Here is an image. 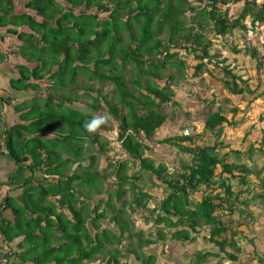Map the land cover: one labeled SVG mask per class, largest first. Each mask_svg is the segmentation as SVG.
I'll list each match as a JSON object with an SVG mask.
<instances>
[{
	"label": "trees",
	"instance_id": "obj_1",
	"mask_svg": "<svg viewBox=\"0 0 264 264\" xmlns=\"http://www.w3.org/2000/svg\"><path fill=\"white\" fill-rule=\"evenodd\" d=\"M25 1V7L34 15H15L8 22L26 26L29 31L8 32L22 41L19 55L34 64L17 65L20 77L16 80L23 90H33V103L28 108L27 100L16 107V111L27 110L19 114L21 122L2 135L10 156L29 175L23 184L21 205L8 203L13 222L1 227L3 243L9 246L13 239L21 238L19 257L34 264H90L99 255L100 263L105 264H127L120 263L122 255L132 256L137 264H155L156 256L146 254L144 249L163 241L166 232L180 248L188 249V242L205 229V239L228 260H236L241 250L233 239L236 232L230 217L236 213L238 219L254 220L253 199L264 198V189L250 190L254 183L251 178L258 177L254 174L253 147L244 152L255 162L250 169L238 161L241 150L230 149L216 136L224 125L237 126L239 110H229L226 117L222 106L217 107L206 115L201 135H189L187 127L182 126V133L163 140L155 136L169 116L164 107L176 104L172 88L176 76L165 75L167 66L182 70L186 64L178 50L171 52L173 47L198 61L193 73L187 74L190 78L203 69L231 95L255 93L249 79L221 65L225 60H217V53L210 52L212 42L208 36L213 35L230 51L240 53L232 45L238 38L235 36L241 34L242 38L264 23V0ZM12 4L13 0H0V26H6L3 14L11 12ZM237 4L240 8L234 12ZM187 11L191 13L189 27ZM243 53L258 59L256 47L248 46ZM162 80L163 84L156 82ZM39 82H44V87ZM104 85H111V91L103 92ZM43 92L45 98L40 96ZM75 101L84 105L85 112L73 107ZM211 101L212 106L214 98ZM96 115H111L117 123L107 120L96 133H88L83 124ZM206 132L214 135L215 143L209 144L208 137L205 143L201 141ZM262 137L254 144L264 155ZM199 140L203 144H198ZM155 141L190 154L191 161L183 162L181 171L168 173L164 164H155L145 155ZM115 142L138 163L132 175L127 173V162L108 161L109 173L98 168L99 158ZM261 167L264 169V163ZM146 176H153L158 188L168 190L159 203L149 193L150 187L138 186L142 181L146 184ZM109 177L114 180L108 182ZM235 180L244 188L234 193L231 188ZM105 185L114 189H106ZM128 191L131 199L120 203ZM243 191L247 196L241 199ZM196 194L200 199L192 201L190 196ZM150 201L154 202L151 208ZM142 208L148 213L143 216L144 222L152 221L157 227L159 236L154 241L132 240L131 215ZM224 213L228 217L225 221ZM103 219H107V226ZM135 234L140 237L143 233ZM128 239L130 244L126 245L124 240ZM107 246L114 247L107 250ZM228 246L232 250L226 249ZM119 248L124 250L122 254ZM209 255L217 256L193 250L189 260L199 264Z\"/></svg>",
	"mask_w": 264,
	"mask_h": 264
},
{
	"label": "rangeland",
	"instance_id": "obj_2",
	"mask_svg": "<svg viewBox=\"0 0 264 264\" xmlns=\"http://www.w3.org/2000/svg\"><path fill=\"white\" fill-rule=\"evenodd\" d=\"M193 6L202 7L203 5L193 3ZM233 8L235 10L233 11L237 12V9L240 8V5L237 4L233 6ZM190 15V11H187L185 15L187 17V27H189L191 24L188 21ZM194 26L196 27L195 24ZM240 35L235 36L238 38L235 39V42L232 44L236 45L238 50H241V52L238 54L230 51L226 46L222 45L220 43V40L215 39L213 35L208 36V38L211 39L212 42V45L209 49L212 54L217 53V60H225L221 62V65L223 64V66H228L229 68H231L233 73L241 75L243 79H249L250 87L252 90L255 91V93H244L238 96L231 95L230 93H227V91L223 88L222 83L220 84L216 81H213V79L209 78L203 69L197 72L198 76H196L195 78H190L188 75H191V73H193L194 67L198 63V61H195L192 54L186 55L183 49L173 47L171 52L173 50H178V56L185 60L186 64L182 70H179L174 66H167V72L165 75L172 74L176 76L175 82L177 83H172L174 84L172 85V88L175 92V97L173 98V100L174 102H176V104L171 102L164 107V112L167 114V116H169L163 127H161L157 132L155 136L156 140H163L167 138L168 135H171L173 133H182L180 129L182 126L187 127V133L189 135H201L206 115L210 112L215 111L217 107L222 106L223 110L226 111L225 116L228 117L230 115L229 110L233 108H237L240 112L242 111V108L246 106L249 102L252 103V106H255L260 104V98L264 101V25L262 26V28L255 29L254 31L247 33L242 38H239ZM248 46L257 48L259 52L258 59H251L249 55H245L243 53V50H245L246 47L248 48ZM256 60H260V62H262L261 65H258L256 63ZM184 71H186L187 73L185 72L183 75ZM156 82L163 84L164 81L162 80ZM41 85L44 87V82H41ZM93 85L96 86L97 84L93 83ZM111 89V85H104V87L102 88L103 92H109L111 91ZM213 93H215L216 96H214ZM40 96L45 98L46 94L43 92L40 94ZM256 96H258V99H254L255 101L251 102V98ZM213 98L214 101L211 106L210 102H212L211 100ZM225 99H228L229 101H226ZM28 101L29 102H26V104L29 108L31 106L30 104H32L33 102H31V100ZM73 107L80 108V110L84 112L86 110L82 103L76 101L73 102ZM255 107L257 108V106ZM41 108H43V105H41ZM256 108L255 110H257ZM107 117V120L109 122L117 123V121H115L111 115H107ZM235 119L237 126L233 128L224 125V127H222L220 131H218L219 134H216L217 139L219 142L225 145H229L230 149L241 150L239 151L241 153L237 154L238 161L243 162L250 169H252L251 165L255 164V162L249 160V154H244V152L249 147H253L254 155L252 159L256 160V165L254 167L256 172L254 174H258V177L253 176L256 179L251 178L254 183H252V186H250V190L253 191L255 190V188L264 189V169L261 167L264 162V155L259 154L258 146L254 144V142H260V140L263 138L262 136H264V132L260 133L261 131H259L258 129H253V132L250 133L249 125L248 129L246 127L247 131L243 132V129L245 128L248 120V115L246 116V114L241 115L240 113H238ZM260 119L264 121V117H260ZM47 134L48 137H52L50 133ZM213 136L214 135L212 133L206 132L205 138L203 137L201 141L205 143L204 140L210 138L208 143L213 144L215 143L213 140ZM206 137L208 138L206 139ZM242 137H245V139ZM243 139L244 142H242ZM201 141L199 140L198 144H203ZM110 147H107L108 151L106 155L100 157L98 162L96 163L98 168H100L102 171H105L106 173H109L108 171L110 169L108 168V164L110 160H114V162L117 163L127 162V173L129 175H132V173L138 170V163L135 160H131V158L124 152V149L120 146L119 143L115 142L113 145H110ZM145 155L151 158L155 162V164H164L167 167L168 173L170 174L174 173L176 170L181 171L180 165L183 162L191 161L190 154L182 153L175 147L167 144H157L156 141L155 143L150 144V149L145 152ZM259 167L261 168V171H258L260 169ZM73 168H75V166ZM217 169L219 171V168ZM113 180V177L108 178V182H111ZM145 181L146 184H143L142 181L139 183L138 186L140 188L142 187L145 189L150 187L149 193L155 197L156 202L159 203V201H161V199L168 194V190L165 191L161 188H158L157 185L154 184L153 176H146ZM108 182H106L107 185ZM107 185H105L106 189H114ZM243 188V185L238 184L235 180L234 184L232 185L231 191L235 193L242 190ZM212 193L215 195H219L218 190H213ZM221 194H223V191H221ZM262 194L264 197V193ZM104 196L105 195H102L100 197ZM232 196H234V194ZM246 196L247 193L243 191L240 195V198L243 199L246 198ZM131 197L132 194L128 191L123 196V199L119 202L122 203L123 200L129 201ZM190 199L194 201L199 200L200 198L196 194L194 196L191 195ZM253 200L254 201L252 210L253 212H255L254 220L249 221L246 217H244L243 219H238V215H236V213H233L230 217L233 220V230L236 232L235 235H233V239L235 240V242H237V246L241 249V253H238L236 260H228L224 256L223 252H219L217 256H207L206 258L202 259L199 264H218L219 262H221L222 264H264V198ZM148 206L149 208L153 207L154 202L150 201L148 203ZM127 208L128 206H126V210L128 212ZM138 211L139 215H131V219L134 221V228L130 230V232H133V234L134 232H142L143 234L140 237H138L136 234H132V240L154 241L159 236L156 233L157 227L153 224L152 221L148 223L144 222L143 216L148 215L145 209H138ZM253 212L250 210V208H248V215H251ZM227 219L228 217L224 213L222 220L225 221ZM102 223L104 226H107V219H103ZM161 228L165 229L163 227ZM163 232L165 233L166 231L163 230ZM165 234L166 235H164L165 237L163 241L159 240L155 244H151L146 249H144V252L146 254L153 253L156 256L157 259L155 264H195V262L192 263L189 260L190 256H192L193 250L208 251L211 254H215V252H217L218 250L216 246H213L207 241V239H205L208 234V231L205 229L200 230V233L195 236V240L193 242H188V249H185V247L180 248V246L176 244V241L170 237V234L168 232H166ZM229 235L231 234L228 233L227 236ZM124 242L126 243V245L130 244L129 239L126 241L124 240ZM253 245L256 246L254 253H252ZM111 247L114 246H107V250ZM226 249L232 250V248L229 246L226 247ZM123 251L124 250L122 248H119V252L121 254L123 253ZM249 254L252 256H250ZM100 258L101 256L99 255L98 259L96 261L91 262L90 264H105L103 262L100 263ZM252 258L254 259L251 260ZM120 263L137 264V262L133 260L132 256L123 255L120 259Z\"/></svg>",
	"mask_w": 264,
	"mask_h": 264
},
{
	"label": "crops",
	"instance_id": "obj_3",
	"mask_svg": "<svg viewBox=\"0 0 264 264\" xmlns=\"http://www.w3.org/2000/svg\"><path fill=\"white\" fill-rule=\"evenodd\" d=\"M25 2V0H13L11 12L7 15L3 14L6 26H0V196L3 197L4 202L8 199L7 204H4L3 208L0 209V245L4 242L1 227L13 222V214L10 204L8 205V203L21 205L22 198L24 197L23 184L29 175L26 169L15 163L14 159L10 156L2 135L5 130L21 122L18 116L21 112H25L27 108L16 111V107L30 100L32 93H34L30 89L25 91L16 84V80L20 77L17 65L26 64L28 67H33L34 64L28 63L19 55V47L22 45V41H20L15 34L8 32V29L29 31L26 26L16 27L8 22L12 16L15 15L23 13L34 15L33 11L25 7ZM37 20H40V18L37 17ZM263 25L264 23H261L260 27L258 26L256 29L262 28ZM39 85H41V82H39ZM253 98H251V101ZM257 99L258 97L255 100ZM251 104L252 103H248L242 108V111H238L241 115H248V120L243 132L247 131L246 127L248 129L249 125L250 133L253 132V129H258L261 131L260 133H262L264 121L261 120L260 117H264V101L260 98V104L255 105L257 108ZM255 108L257 110H255ZM242 138L245 139V137ZM244 139L242 142H244ZM20 241L21 238H15L9 243L11 262H13V264H34L29 259H20L19 254L22 251L21 247H18ZM253 259L254 258L251 260Z\"/></svg>",
	"mask_w": 264,
	"mask_h": 264
},
{
	"label": "clouds",
	"instance_id": "obj_4",
	"mask_svg": "<svg viewBox=\"0 0 264 264\" xmlns=\"http://www.w3.org/2000/svg\"><path fill=\"white\" fill-rule=\"evenodd\" d=\"M58 1H61V0H58ZM107 119H108V117L106 115H96V116H93L90 120L85 121L83 124V127L88 133H96L103 125H105L107 123ZM263 149H264V147L262 148V150ZM219 252L220 251L217 250V252H215V253L219 254ZM250 256H252V255H250Z\"/></svg>",
	"mask_w": 264,
	"mask_h": 264
},
{
	"label": "built area",
	"instance_id": "obj_5",
	"mask_svg": "<svg viewBox=\"0 0 264 264\" xmlns=\"http://www.w3.org/2000/svg\"><path fill=\"white\" fill-rule=\"evenodd\" d=\"M187 132V131H186ZM3 197L0 196V209L3 208ZM10 249L6 243L0 245V264H12L10 260Z\"/></svg>",
	"mask_w": 264,
	"mask_h": 264
}]
</instances>
